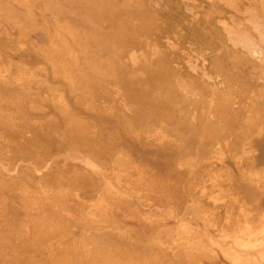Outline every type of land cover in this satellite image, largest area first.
I'll return each instance as SVG.
<instances>
[{
    "label": "rangeland",
    "instance_id": "374dc122",
    "mask_svg": "<svg viewBox=\"0 0 264 264\" xmlns=\"http://www.w3.org/2000/svg\"><path fill=\"white\" fill-rule=\"evenodd\" d=\"M0 264H264V0H0Z\"/></svg>",
    "mask_w": 264,
    "mask_h": 264
},
{
    "label": "bare ground",
    "instance_id": "6f19581e",
    "mask_svg": "<svg viewBox=\"0 0 264 264\" xmlns=\"http://www.w3.org/2000/svg\"><path fill=\"white\" fill-rule=\"evenodd\" d=\"M250 43V42H249ZM253 43V42H252ZM252 48V47H251ZM260 51H262V49L260 48Z\"/></svg>",
    "mask_w": 264,
    "mask_h": 264
}]
</instances>
